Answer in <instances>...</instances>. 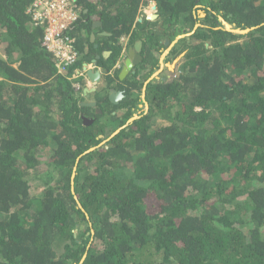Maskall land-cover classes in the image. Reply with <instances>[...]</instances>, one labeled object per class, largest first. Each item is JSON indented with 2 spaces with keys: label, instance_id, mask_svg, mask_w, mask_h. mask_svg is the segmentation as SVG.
Here are the masks:
<instances>
[{
  "label": "trees",
  "instance_id": "trees-1",
  "mask_svg": "<svg viewBox=\"0 0 264 264\" xmlns=\"http://www.w3.org/2000/svg\"><path fill=\"white\" fill-rule=\"evenodd\" d=\"M33 2L0 0V264H264V0H76L78 56L62 75L31 25ZM93 15L112 43L98 66H115L125 36L145 39L150 66L122 82L118 105L96 92L107 129L84 124L80 105L78 72L99 52ZM217 16L255 29H214ZM167 23L170 41L201 26L173 49L186 51L173 77L147 83L142 111L164 48L148 43Z\"/></svg>",
  "mask_w": 264,
  "mask_h": 264
},
{
  "label": "flooded vegetation",
  "instance_id": "flooded-vegetation-1",
  "mask_svg": "<svg viewBox=\"0 0 264 264\" xmlns=\"http://www.w3.org/2000/svg\"><path fill=\"white\" fill-rule=\"evenodd\" d=\"M201 10H202L201 6L200 5H196L194 12L198 13L199 17H200V13L201 12L199 13V11H201ZM144 14H146V13L144 12ZM204 17H205V15L202 12V16L200 18H204ZM220 17L221 16H217L216 23H215V21L213 22L214 26H215L214 29H222V30H224L222 28L223 25H221V22L219 21L222 18V17L221 18ZM230 17L231 16H228V19H224V20H226L228 22V24L234 25V27H235V24L233 22H231ZM137 20L138 19H136V21ZM198 26H201V25L200 24H196L193 27V30L190 33L182 34L183 33L182 32V33L178 34L174 38L173 41H170L168 37L172 34L173 29L170 28V24L167 23V24H165V27H164L166 29L165 33L162 34V36H165V37H161V38H158V39L156 38V40H153V41L150 40L151 42L149 41L148 47H150L152 49L158 48V46L155 43L157 40H158V44H163L164 45V48L163 49L160 48L161 52H160L157 68L153 72H151L147 76V78L142 82L143 86L140 88L141 92H139L140 100L142 102V105L144 106V108L141 109L142 111H146V109H148V102L145 99L147 97V94H146V85H147V83H155V82L158 83L160 81L164 82L166 80H169L171 77H173L172 73L174 72L175 67L177 65H179V62L183 59L186 51L184 50L183 52H181V53H179L177 55L175 54L174 56H172L171 53H172L173 49L175 48V46L177 45V42H179V40H183V38H185V37H187V39H189V37L194 33L195 28L198 27ZM138 41H141L142 42V46H143V43H144L145 39H140ZM136 42L137 41H133V43H132V45H130V47L134 46V44ZM205 46H207V44ZM152 49H151V51H152ZM131 52H132V54L135 53L133 51V49H132ZM163 55H164V58H162ZM128 56H129V52H128V49H127L125 57H123L121 62L118 63V65H117V67L120 68V70H122V68L124 66L125 59H127ZM140 56H141V58H138L137 60L134 58V56L132 58H130V60L132 59V62L135 63L132 66L131 70L129 71L128 77L126 76L127 78H129V80L131 82L136 80V82L138 83L139 81H141L143 76L147 73L148 68L150 67V66L148 68L147 67H143L144 66L143 65L144 62H143V56L141 55V52H140ZM161 60L164 61V64H166V61H171L173 63L172 64V68L170 69L168 66L164 65L165 67L162 69L161 65H160L161 64ZM132 72H134V73H132ZM155 72H157V73L155 74ZM117 78H118V76H117ZM118 81H119V78H118V80H116L114 78L111 81H105L104 83H101L100 86L97 85V88H95L94 91H93V94L95 96L93 97V101H91V102L95 103L94 106H85L84 104H86L87 101L80 102L81 106L88 107L90 109L89 112H88L89 114L87 115L88 117L87 116H83L84 124H91L92 121L99 119V124H101V125L105 124V129H107V127L109 128V127H111L113 125V123H115L112 120L113 118H111V116H109L107 114L103 115L102 109L99 107L101 104L99 105L98 102L95 100V98H96V95H97L96 92H100L101 89H102L103 92H106L107 97L109 96L110 91H113L115 93L117 91H119V92H122V94L124 96L119 101L118 104H120L121 101L124 100V98H125L126 90H125V88H121V84L119 83L120 81L119 82ZM142 105H139V107H142ZM121 110H123V109L118 108L116 111L111 112V115L119 117L121 115ZM142 111H139V112H142ZM80 114L82 115L83 113L80 112ZM106 141L104 140V142H106Z\"/></svg>",
  "mask_w": 264,
  "mask_h": 264
},
{
  "label": "built area",
  "instance_id": "built-area-1",
  "mask_svg": "<svg viewBox=\"0 0 264 264\" xmlns=\"http://www.w3.org/2000/svg\"><path fill=\"white\" fill-rule=\"evenodd\" d=\"M76 0H34L28 12L43 30L41 46L52 56L55 72L64 74L77 59L74 39L68 34L78 19Z\"/></svg>",
  "mask_w": 264,
  "mask_h": 264
},
{
  "label": "crops",
  "instance_id": "crops-1",
  "mask_svg": "<svg viewBox=\"0 0 264 264\" xmlns=\"http://www.w3.org/2000/svg\"><path fill=\"white\" fill-rule=\"evenodd\" d=\"M148 10H150V9H148ZM151 11H153L152 8H151ZM90 21L92 22V26L90 29L89 40L91 43L97 41L93 47L98 49V51H99V52H97V54H95L94 59H96L95 60L96 62H97V60L98 61H105L109 57V55L111 54V50H109V46H111L112 43L110 41H106V43L108 45V46H106V43L103 39L109 38L110 33L105 31V29L102 28V22H101L98 15L91 16ZM122 43H123V46L124 45L126 46L128 44V40L124 39L122 41ZM97 66H98V63H97ZM99 72L101 73V76H100V81L97 84L90 82L87 77H84L81 79V82L84 83V87H85L82 90V94H83V97L85 98L84 101H87L86 103H94V102H91V101H93V97L90 96V94H92L94 89L97 88V85L100 86V84L104 83L105 81H111L109 78L106 77L103 70L102 71L99 70ZM128 74H129V72H128ZM128 74L126 75L127 77H128ZM126 76L122 80L119 79L120 84H122V82L125 81V79H127ZM77 87H79V86H77Z\"/></svg>",
  "mask_w": 264,
  "mask_h": 264
},
{
  "label": "water",
  "instance_id": "water-1",
  "mask_svg": "<svg viewBox=\"0 0 264 264\" xmlns=\"http://www.w3.org/2000/svg\"><path fill=\"white\" fill-rule=\"evenodd\" d=\"M157 16L155 14H148L146 16V20L147 21H154L155 18ZM137 21H141V18H138ZM225 28L224 30L227 31V32H231L233 34H236V35H242V34H246L248 33L250 30H253L255 28H246V29H238L236 27H234V25H230V24H227V27L229 28H226V25H223ZM132 49L135 53L132 54ZM141 49H142V42L141 41H137L134 46L130 47L128 49V52H129V56L127 59H125V62H124V66L119 74V79H123L127 74L128 72L131 70L132 66L135 64L134 62H132V59L130 60V58H132L134 56V58L137 60L138 58H141L140 56V52H141ZM107 54V53H106ZM95 59L92 61V63L96 64L95 63ZM134 73V72H132ZM86 77L88 78V80L94 84H97L99 81H100V72L98 71H94L92 72L91 70H87L86 71ZM123 94L122 92H119L117 91L116 93L113 92V91H110L109 93V96H108V100L109 102L112 104V105H117L119 103V101L123 98ZM85 106H94L95 103H86L84 104ZM135 116V115H134ZM132 117L129 119L128 123H131L134 119L137 118L136 117ZM122 129V127L118 128L111 136H114L115 134H117L120 130Z\"/></svg>",
  "mask_w": 264,
  "mask_h": 264
},
{
  "label": "clouds",
  "instance_id": "clouds-1",
  "mask_svg": "<svg viewBox=\"0 0 264 264\" xmlns=\"http://www.w3.org/2000/svg\"><path fill=\"white\" fill-rule=\"evenodd\" d=\"M32 5V4H31ZM30 5V6H31ZM30 6H29V8H30ZM29 8H28V10H29ZM28 10H27V13H28V15L30 16V20H31V25L32 26H35L34 24H33V22H32V19H31V13L30 12H28ZM154 11L155 10H153L151 13L152 14H154ZM144 12H145V10H144ZM143 12V13H144ZM146 13V12H145ZM150 13V14H151ZM146 16L148 15L147 13L145 14ZM139 18H141L142 19V15L141 16H139ZM138 19V18H137ZM137 22V21H136ZM35 27H39V28H41L40 26H35ZM42 29V28H41ZM42 32H43V30H42ZM43 36V35H42ZM124 39H127L128 40V44H129V41H130V36H125V37H121L120 39H119V44L122 46V52H121V56L119 57V59H118V61H117V63L115 64V66H114V68H111L110 70H106V69H104V68H102L101 66H97V62H95L96 64H94V63H92V61L94 60H92L91 61V63H89V64H85L84 66H83V69H82V71L81 72H78V74L80 75V76H83V77H86V71L87 70H91L92 72H94V71H98L99 72V70H103V72H104V74L106 75V77H109V79H111V80H113L114 78V72H115V70H118L119 72H118V78H119V74H120V72H121V70H120V68H118L117 67V65H118V63H120L121 62V60L123 59V57H125V55H126V51H127V49H129V47H130V45H124L123 46V43H122V41L124 40ZM138 41V40H137ZM41 42H42V38H41ZM42 47V46H41ZM43 48V47H42ZM74 48H75V42H74ZM44 49V48H43ZM45 50V49H44ZM76 50V49H75ZM142 50V49H141ZM46 51V50H45ZM47 52V51H46ZM76 52H77V50H76ZM48 53V52H47ZM49 54V53H48ZM51 56V55H50ZM77 56H78V52H77ZM52 57V56H51ZM52 60H53V58H52ZM96 60V59H95ZM76 61H77V59H76ZM53 66H54V62H53ZM172 66V65H171ZM55 69V68H54ZM69 69V68H68ZM56 73V72H55ZM100 76H101V73H100ZM143 91V90H142Z\"/></svg>",
  "mask_w": 264,
  "mask_h": 264
},
{
  "label": "rangeland",
  "instance_id": "rangeland-1",
  "mask_svg": "<svg viewBox=\"0 0 264 264\" xmlns=\"http://www.w3.org/2000/svg\"><path fill=\"white\" fill-rule=\"evenodd\" d=\"M146 12V11H145ZM201 12V13H200ZM147 13V12H146ZM199 13H200V17L202 16V11H199ZM147 14H150V12H148ZM152 14V13H151ZM221 18V17H220ZM220 22H221V25H227L228 24V22L226 21V20H224V19H220L219 20ZM222 28L224 29L225 27L224 26H222ZM168 50V49H167ZM167 52V51H166ZM162 58H164V55L162 56ZM173 63L171 62V61H168V62H166V64H164V61L163 60H161V68L163 69L165 66L164 65H166V66H168L170 69L172 68V65ZM168 68V69H169ZM157 72H155V74H156ZM164 74V73H163ZM80 81V80H79ZM134 117H136V115L134 116ZM103 125V127H104V129H105V124H102ZM101 126V125H100ZM45 158H46V155H41V159L44 161L45 160Z\"/></svg>",
  "mask_w": 264,
  "mask_h": 264
},
{
  "label": "bare ground",
  "instance_id": "bare-ground-1",
  "mask_svg": "<svg viewBox=\"0 0 264 264\" xmlns=\"http://www.w3.org/2000/svg\"><path fill=\"white\" fill-rule=\"evenodd\" d=\"M151 8H152V10H155V9H156L155 5H152ZM151 8H149L150 10H148V11L145 10V11H146L147 13H148V12L151 13V12H152V11H151ZM226 28H229V27H227V25H226Z\"/></svg>",
  "mask_w": 264,
  "mask_h": 264
}]
</instances>
